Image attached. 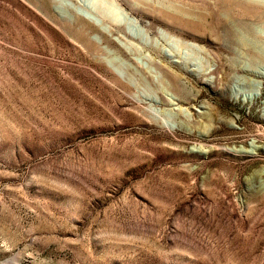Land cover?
Instances as JSON below:
<instances>
[{"label": "rangeland", "instance_id": "374dc122", "mask_svg": "<svg viewBox=\"0 0 264 264\" xmlns=\"http://www.w3.org/2000/svg\"><path fill=\"white\" fill-rule=\"evenodd\" d=\"M167 63L188 102L161 82L175 84ZM136 64L150 79L129 96L150 114L134 129L161 135L201 221L227 206L224 227L87 211L112 139L93 90ZM0 264H264V0H0Z\"/></svg>", "mask_w": 264, "mask_h": 264}, {"label": "bare ground", "instance_id": "6f19581e", "mask_svg": "<svg viewBox=\"0 0 264 264\" xmlns=\"http://www.w3.org/2000/svg\"><path fill=\"white\" fill-rule=\"evenodd\" d=\"M230 7L243 15L253 16L258 13V7L250 4L232 5L230 3ZM226 33L229 37L232 36L231 33ZM108 44L112 45V42L108 41ZM117 50L131 58L128 50L121 47ZM152 51L157 57L163 58L161 51ZM167 64L168 67L176 69V71H169V78L175 84L161 82L166 89L173 90L179 96L180 102H188L191 97L187 94L185 84L182 82L183 72L178 67ZM136 66L138 68L135 69L128 65L123 72L124 79L110 71V75L107 76L112 85L101 82L95 85L93 90L94 97L101 103L104 116L107 115L108 124L105 122L104 128L110 133L112 139L91 161L90 175L93 180L95 178L96 180L84 190L87 211L92 215L100 214L109 218L141 217L138 227L149 231L167 232L202 227L213 229L224 227L227 220L234 219L232 213L228 214L227 206H222L221 209L224 212L211 214L212 222L201 221V211L194 207L196 193L175 182L178 180V175L175 173L173 159L169 157V147L161 135L154 131H147L143 128L145 125L134 129V125L143 122V117L150 114V111L129 96L135 92L141 80L150 79V72L147 69L137 64ZM154 112L157 113V109ZM158 114L162 115V113ZM156 118L154 125L166 129L168 119L163 120L157 116ZM130 135L132 137L128 138ZM169 164L172 166H168ZM124 189H127L125 197L116 199V196ZM122 225L130 227L134 223L122 222Z\"/></svg>", "mask_w": 264, "mask_h": 264}]
</instances>
